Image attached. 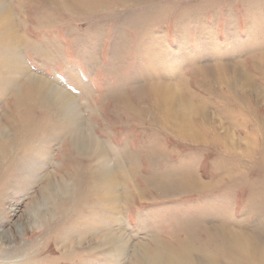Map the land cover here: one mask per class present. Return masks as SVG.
I'll list each match as a JSON object with an SVG mask.
<instances>
[{
    "label": "rangeland",
    "instance_id": "rangeland-1",
    "mask_svg": "<svg viewBox=\"0 0 264 264\" xmlns=\"http://www.w3.org/2000/svg\"><path fill=\"white\" fill-rule=\"evenodd\" d=\"M7 4L26 41L18 56L0 44V80L9 54L22 57L27 75H12L21 83L10 93L0 83V264H262L264 0H157L146 12L117 4L97 14L57 12L53 20L41 0ZM221 64L245 70L257 88L225 81L215 70ZM29 76L73 95L86 132L106 147L122 182L120 215L101 198L94 159L58 115L34 98L18 103L30 92ZM167 80L195 109L186 116L193 133L166 119L153 99L152 85ZM52 194L54 217L32 223ZM227 226L253 239L261 255L225 241L219 230ZM119 227L129 241L123 253L105 237L98 243L104 229Z\"/></svg>",
    "mask_w": 264,
    "mask_h": 264
},
{
    "label": "bare ground",
    "instance_id": "bare-ground-1",
    "mask_svg": "<svg viewBox=\"0 0 264 264\" xmlns=\"http://www.w3.org/2000/svg\"><path fill=\"white\" fill-rule=\"evenodd\" d=\"M28 1L33 2V1H37V0H28ZM156 1L157 0H41L43 8H45V10H46V11L44 10L45 11L44 16H46V18H48L49 20H53V18L55 17L54 13H57V12L58 13L61 12L65 16H70V14H73V16H74L75 13H76L75 15L88 14V13H92L94 11H96V14H97V13L101 12L103 9L104 10H106V9L112 10L115 8V6L117 4H119L120 6H124L129 11H132V10L134 11V7L142 5V6H145L144 7L145 9L143 11L146 12V9L149 7H153L155 5ZM145 12H143V13H145ZM44 16H41L42 22H44V18H43ZM21 33L18 31V29L15 25L14 15L11 12L10 6L7 4V0H0V44L2 45L4 52H6V53L12 52L13 56H14V52H15L16 53L15 56H18L19 51H21V49H22V47H21L23 45L22 42L24 43L26 41L25 37ZM36 47H38V46H36ZM42 47H43V45H42ZM47 47H48V45H47ZM47 47H45V49H43L42 52H44V50L46 51ZM39 49L42 50V48H39ZM47 52H49V51H47ZM52 52L54 53L53 50H52ZM44 54H45V52H44ZM48 54L51 55V52L47 53V55ZM54 54H52V56ZM47 55H45V56L47 57ZM7 56H8V54H7ZM54 56H53V58L51 57V59H54L55 58ZM21 58L22 57H20V59ZM43 58H44V56H43ZM20 59H17L16 57L13 58L12 55L10 57V54H9V57H6V55H5V59L2 58L3 67L7 71V76L6 77L2 76L0 83L3 82V84H4L3 87L5 90H8V89L11 90V89L19 86L21 83L19 81V79L17 80V77H19V76H17L15 78V77H12V75H14V74H18V75L22 74V76L27 75V69L24 66L26 63H24V65H23V63H22L23 59L22 60H20ZM47 59H50L49 56ZM221 65H222V67H217L215 70L216 71H223L224 70L225 75L222 78L225 81H232L237 88H242L243 86H250L249 88H251V87L257 88L255 86V84L252 82L251 77L249 76L248 73L245 72V70L241 69L240 67H234V68H228L227 67L226 68L224 66V64H221ZM28 69H29V67H28ZM1 75H2V72H1ZM3 75H4V73H3ZM22 76L20 78H22ZM24 87H26V86L22 85L21 90ZM28 88L30 89L29 90L30 92H28V94H25L24 96L19 94V97L17 100L18 103H22V101L26 102V101L34 98L33 100L35 102H37L41 105L44 104L46 106L47 111H50V112L58 115L60 125L63 126L64 132L69 133L74 138L73 143L79 149V151L84 152L88 157H92L94 159L95 170L92 171V173H93L92 176L94 177L95 185H97L98 189L101 191V198H104L106 200L107 205L111 208V213L114 212L115 215H120L121 210H122V206H123L122 197L120 194L122 182H121L120 178L118 177V173L116 171L115 166L113 165V163L110 160V157H109V155L105 149L106 147H104L102 142L99 141L92 133L86 132V125L84 122L82 112L79 109L78 105L76 104L74 98L72 97L73 95L71 96L70 93L69 94L65 93L56 84L48 83L46 80L41 79V77L39 78L38 76L37 77H34V76L30 77L29 76ZM152 89H153V97H154L153 99L155 102H158L160 104L159 105L160 106V112H162V114H164L166 116V119L171 121L176 126L180 127L183 131L193 133V131H194L193 125H191L190 121L186 122V116L189 113L194 112L195 109L193 106L188 104L186 99L183 97L181 91L178 89V86L175 87L173 85L172 80H167V81H163V82L162 81L156 82L155 85H152ZM21 90H20V92H21ZM255 90H258V89H255ZM8 93H10L9 90H8ZM151 95H152V93H151ZM258 95H260V94H258ZM203 110L204 109L199 111L198 114H201L202 112H204ZM30 111H31V109H30ZM194 115L196 116V114H194ZM203 117H206V116H203ZM206 118H208V117H206ZM26 122H27V120H26ZM206 122H208V120ZM27 125L28 124H26V126ZM32 126H34V125L32 124ZM23 127H25V124H23ZM30 128H27V130ZM28 131H27V133H28ZM226 131H228V129H226ZM19 134H21V133H19ZM222 134H220V135H222ZM230 134L232 135V132ZM223 135H225V134H223ZM231 135L228 137H231ZM22 136H24V135L22 134ZM204 136H205V134H204ZM24 137H22V138L20 137L21 138V139H19L20 142L16 138V140L18 141V144H17L18 148H19V143H20V146L24 144L23 143V141L25 140ZM195 137L198 138L197 136H195ZM29 138H26V139L28 140ZM30 140H31V138H30ZM0 142H1V140H0ZM14 142H16L15 139H14ZM14 142L12 144H15V146H16V143H14ZM0 147H1V144H0ZM6 151H7V149H6ZM3 157L5 158V156L2 154L0 156V158H2V160H3ZM4 160H6V159H4ZM189 173H191V172H189ZM179 176L177 178H179ZM181 177L184 178V176H181ZM181 177H180V181H182ZM35 180H36V178H35ZM176 181L178 182V180H176ZM197 181H198V179H197ZM173 183H174V181H173ZM85 185H87V182H85ZM173 185H175V184H173ZM175 186H177V185H175ZM61 188L63 189L62 192L64 193L65 189L63 187H61ZM76 189H78V188H76ZM188 194H189V192H188ZM55 199H56L55 194L54 195L52 194L51 196L48 195L46 200L43 201V203L41 205H38V207H36L35 214L32 213V217L34 214V220H33L34 222H32V223L40 225V222L38 221V217H41L40 215H43V214L45 216L44 217L45 219L50 220V218L54 217V216H52L53 214H51L50 211H52V212H53V210L56 211V208H58V203ZM59 209H61V208L59 207ZM54 215H56V214H54ZM124 217H125V215H124ZM215 218H216V216H215ZM28 220H29V217H28ZM216 221H218V220H216ZM42 222H43V218H42ZM89 229H90V227H89ZM99 231L97 233H100ZM88 232H89V230L87 231V234H88ZM219 232L223 233V235H222L223 237L226 236V239L223 238V239H225V241H228L231 246H234L235 248L239 249L240 251H243L245 253H249V255L254 254V253H258L261 255L260 251L258 249H256L257 245L254 242H252L253 239H249L244 234H241L239 231L233 229L232 227L227 226L225 228V230L222 229V230H219ZM84 236H85V233H84ZM77 237H79L78 234H77ZM103 237H105V241L107 242L106 244L113 245L114 247L116 245V247H117L116 251H118V253H123L129 246V241L126 238L127 236L121 227H119L117 231H114V230L106 231L104 229V231L101 235V240L98 243L102 242ZM67 240H68V238H67ZM259 242H261V244H263L264 240H260ZM213 243H215V242H213ZM256 243H258V242L256 241ZM263 247H264V245H263ZM205 249H207V248H205ZM226 249H228V248H226ZM146 254H147V251H146ZM150 254L153 255V252ZM164 257H165V255H164ZM260 258H262V256ZM166 259L165 258L163 260L160 259L161 261H158L154 264H172L171 262L168 263L166 261ZM259 261H257V262L259 263ZM262 264H264V258H263Z\"/></svg>",
    "mask_w": 264,
    "mask_h": 264
},
{
    "label": "snow or ice",
    "instance_id": "snow-or-ice-1",
    "mask_svg": "<svg viewBox=\"0 0 264 264\" xmlns=\"http://www.w3.org/2000/svg\"><path fill=\"white\" fill-rule=\"evenodd\" d=\"M72 91H75L74 89H72Z\"/></svg>",
    "mask_w": 264,
    "mask_h": 264
}]
</instances>
